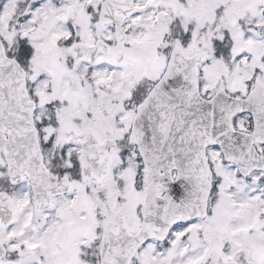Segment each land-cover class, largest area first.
<instances>
[{"label":"snow or ice","instance_id":"obj_1","mask_svg":"<svg viewBox=\"0 0 264 264\" xmlns=\"http://www.w3.org/2000/svg\"><path fill=\"white\" fill-rule=\"evenodd\" d=\"M0 264H264V0H0Z\"/></svg>","mask_w":264,"mask_h":264}]
</instances>
